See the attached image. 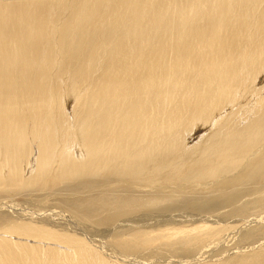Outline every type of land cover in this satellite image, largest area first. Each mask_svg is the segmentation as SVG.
Masks as SVG:
<instances>
[{
	"label": "bare ground",
	"instance_id": "bare-ground-1",
	"mask_svg": "<svg viewBox=\"0 0 264 264\" xmlns=\"http://www.w3.org/2000/svg\"><path fill=\"white\" fill-rule=\"evenodd\" d=\"M143 250L264 264V0H0V264Z\"/></svg>",
	"mask_w": 264,
	"mask_h": 264
},
{
	"label": "rangeland",
	"instance_id": "rangeland-1",
	"mask_svg": "<svg viewBox=\"0 0 264 264\" xmlns=\"http://www.w3.org/2000/svg\"><path fill=\"white\" fill-rule=\"evenodd\" d=\"M40 196H43L44 197V195H42V194H40V195H36L35 197H37V199H35V197H25V198H23L24 199V201H23V199L22 198H14V199H11L12 201H11V203H13V204H19V206H21V207H23V208H28V210L30 209H34V210H43V209H47L48 207H53L54 205H55V202L52 200V199H48V203H47V205H44L43 204V200L45 199V197L43 198V197H40ZM39 198L42 200V202L40 203V201H39ZM33 199V200H32ZM37 202V203H36ZM38 204V205H37ZM52 204V205H51ZM23 205V206H22ZM51 208H48V214L50 215V214H58L57 212H52L51 210H59L57 207H56V205L54 206V208L55 209H51ZM24 210V209H23ZM15 211H17V210H15ZM33 212H36V211H33ZM46 212V213H47ZM51 212V213H50ZM94 239H98V237H94ZM98 240H101L102 241V247H100V250H101V254L104 256V257H106V258H109V257H107V254L109 253L108 251H113L114 252V250L112 249V247L108 244V243H105L106 242V240H102L101 238L100 239H98ZM106 244H108V245H106ZM105 245V246H104ZM107 246V247H106ZM103 248V249H102ZM156 248V247H155ZM106 249V250H105ZM162 247L161 246H159V248H158V251H162ZM112 252V253H113ZM148 251L147 250H143L141 253H136V252H134V255L132 256V258H131V256H129L130 258H131V262L132 263H134V264H140L141 262V264H180V263H178L179 261L177 260V259H173V258H175L173 255H171L170 253H168L167 254V252L164 254V255H162V256H160L161 258H159V256L158 257H156L155 259L154 258H152L151 257V259H148L147 257H143V255H145L146 253H147ZM144 253V254H143ZM141 256H140V255ZM138 256H139V258H138ZM164 256V257H163ZM171 257H173V258H171ZM137 258V259H136ZM171 259H173L174 261H172ZM138 261V262H136V261ZM168 260V261H167ZM177 260V261H176ZM135 261V262H134ZM172 261V262H171ZM170 262V263H169Z\"/></svg>",
	"mask_w": 264,
	"mask_h": 264
}]
</instances>
